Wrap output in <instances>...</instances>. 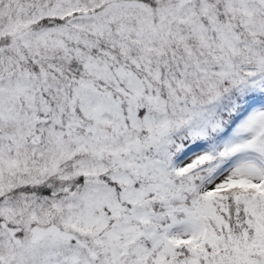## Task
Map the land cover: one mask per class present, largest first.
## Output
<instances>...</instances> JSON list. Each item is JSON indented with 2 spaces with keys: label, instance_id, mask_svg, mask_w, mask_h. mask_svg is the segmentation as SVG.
I'll use <instances>...</instances> for the list:
<instances>
[{
  "label": "snow or ice",
  "instance_id": "obj_1",
  "mask_svg": "<svg viewBox=\"0 0 264 264\" xmlns=\"http://www.w3.org/2000/svg\"><path fill=\"white\" fill-rule=\"evenodd\" d=\"M0 264H264V0H0Z\"/></svg>",
  "mask_w": 264,
  "mask_h": 264
}]
</instances>
